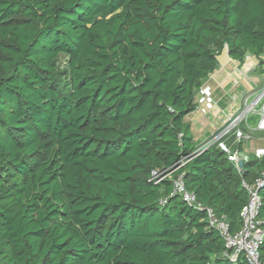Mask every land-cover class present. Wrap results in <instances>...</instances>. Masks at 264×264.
<instances>
[{
  "label": "trees",
  "instance_id": "1",
  "mask_svg": "<svg viewBox=\"0 0 264 264\" xmlns=\"http://www.w3.org/2000/svg\"><path fill=\"white\" fill-rule=\"evenodd\" d=\"M224 49L262 68L264 0H0V264H247L172 186L236 232L264 172L194 153Z\"/></svg>",
  "mask_w": 264,
  "mask_h": 264
},
{
  "label": "built area",
  "instance_id": "2",
  "mask_svg": "<svg viewBox=\"0 0 264 264\" xmlns=\"http://www.w3.org/2000/svg\"><path fill=\"white\" fill-rule=\"evenodd\" d=\"M243 115L240 113V115H237L236 117H227L226 121L229 123L223 127L218 134L212 135L206 144L198 147L194 153L197 154L205 148L217 145L227 154L228 160L238 167L237 162L239 158L237 153L232 152L222 139L229 136V133L232 131L234 137L233 143L238 145L241 142L250 140L249 137L238 129V123L243 118ZM253 130L264 131V102L258 112V120ZM172 172L173 170L169 171V169L153 171L151 173V181L158 184L167 178ZM263 184L264 172L254 181L252 186L243 183V187L248 194V200L239 214L241 221L240 228L236 232H231L226 218L224 216H217L212 209L204 208L201 203L197 201L195 195L185 188L182 177H178L172 181L173 193L178 195L186 204L193 206L198 211H202L205 214V219L209 227L214 228L218 232L225 244L226 252L224 255L233 263L236 262L238 258L243 257L247 264H264L259 253V247L264 237V231L262 228L263 222L259 217L260 198L257 194V190Z\"/></svg>",
  "mask_w": 264,
  "mask_h": 264
},
{
  "label": "crops",
  "instance_id": "3",
  "mask_svg": "<svg viewBox=\"0 0 264 264\" xmlns=\"http://www.w3.org/2000/svg\"><path fill=\"white\" fill-rule=\"evenodd\" d=\"M248 60L249 61L245 58L243 64L239 66L238 62L229 58L227 51H223L221 55L217 57L216 69L205 80L197 95V108L195 112L189 114L185 118L191 125V133L195 146L199 147L202 145L201 141V144H196L198 142L197 135L205 133L206 143L215 131H210V127L212 128L210 125L222 122L220 124L221 126L225 123V118L241 110V102L244 99L243 94L245 92L248 93V90L252 89L251 83H256V77H254V81L253 78L251 79L248 76L253 74L258 75L259 73V69L254 72L251 70L254 66H259L260 61L251 56ZM260 60L263 61L264 56L261 57ZM256 62H258V65H256ZM261 69L264 72V65ZM258 77H264V74L258 75ZM231 85L241 89V93L239 92V94L236 95L231 93ZM203 87L205 88L203 89ZM229 97L231 99H229ZM229 110L232 111V114L227 113ZM256 122L253 127H246V129H249L248 133L246 130L243 132L244 134L246 133L245 135L249 137L250 140L240 143L241 150H239V147L236 148L233 146V132L232 135L225 137L223 140L229 149L237 153L238 158L243 162L247 161L251 156H255L259 159L264 155V131L253 130ZM200 126L205 127V130H203V128L199 129ZM256 150H258V153H255Z\"/></svg>",
  "mask_w": 264,
  "mask_h": 264
},
{
  "label": "rangeland",
  "instance_id": "4",
  "mask_svg": "<svg viewBox=\"0 0 264 264\" xmlns=\"http://www.w3.org/2000/svg\"><path fill=\"white\" fill-rule=\"evenodd\" d=\"M223 51L226 52V49H224ZM249 57H250V55H246L245 56L247 61H249L248 60ZM263 63H264V60H263ZM256 65H258V62H256ZM252 66H254V65H252ZM257 70L259 72L258 75H261V74L264 73L262 71V69L259 68L258 66L257 67L254 66V68L251 71L254 72V71H257ZM258 75L257 74L254 75L253 74V75H249L248 76L251 79L253 78V80H254V77H256L255 78L256 79V83L255 84L251 83L252 89L248 90V93L245 92L243 94L244 95V99L241 102V105H242L241 110L236 112L234 115H232V117H236L237 115H240V113H242V115L244 114L243 118L238 123V127H239L238 129H240L242 132H245V130H246L247 133H248L249 129H246V127H253L254 126V123L258 120L257 118H258V112L260 110V107H261L262 103L264 102V77H258ZM204 88L205 87H203V89ZM230 89H231V93H233L235 95L239 94V92L241 93V89H239L237 87H233L232 85H231ZM229 99H231V98L229 97ZM227 113H231L232 114V111L229 110V111H227ZM221 123L222 122H219L218 124L210 125V126H212V128L210 127V131H212V130L214 131L215 130L213 132V134L210 132L212 135L218 134L223 129V127H225L229 122H227L226 118H225V123H223V125L220 126ZM200 128H203V130H205V127L200 126L199 129ZM229 135H232V131L229 133ZM196 137H197V140H198V142L196 143L197 145L200 143V141L202 143L201 146L206 144L205 143V133H201V134L197 135ZM201 146H199V147H201ZM233 146H235L236 148L238 147V145L235 144V143H233ZM255 153H258V150H256Z\"/></svg>",
  "mask_w": 264,
  "mask_h": 264
},
{
  "label": "water",
  "instance_id": "5",
  "mask_svg": "<svg viewBox=\"0 0 264 264\" xmlns=\"http://www.w3.org/2000/svg\"><path fill=\"white\" fill-rule=\"evenodd\" d=\"M237 163H238V167H239V168H242V166H243V161L239 159Z\"/></svg>",
  "mask_w": 264,
  "mask_h": 264
}]
</instances>
